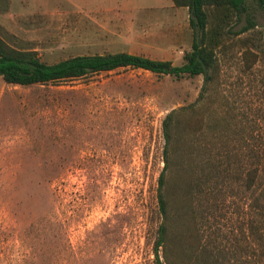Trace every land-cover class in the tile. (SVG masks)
I'll list each match as a JSON object with an SVG mask.
<instances>
[{"label": "rangeland", "instance_id": "obj_1", "mask_svg": "<svg viewBox=\"0 0 264 264\" xmlns=\"http://www.w3.org/2000/svg\"><path fill=\"white\" fill-rule=\"evenodd\" d=\"M167 1L0 0V36L47 61L128 50L180 64L189 12ZM246 1L217 49L206 129L213 153H237L204 231L236 264L264 261V11ZM202 83L131 66L32 84L0 76V264H155L162 119Z\"/></svg>", "mask_w": 264, "mask_h": 264}, {"label": "trees", "instance_id": "obj_2", "mask_svg": "<svg viewBox=\"0 0 264 264\" xmlns=\"http://www.w3.org/2000/svg\"><path fill=\"white\" fill-rule=\"evenodd\" d=\"M172 2L188 8L192 28L191 46L184 52L180 64L128 50L76 53L47 61L35 49L11 45L0 36V76L6 82L19 84L58 82L122 66L141 67L176 77L202 74L197 99L170 109L162 119L163 166L156 188L162 220L153 245L155 264H236L225 257V248L213 242L211 235L204 231L208 228L211 194L218 189V183L234 174L237 153L228 150L213 153L206 129L210 115L208 91L219 73L217 49L222 46L233 21L248 10L247 1ZM256 2L264 11V0ZM254 24L248 17L247 25L239 32ZM245 50L250 52V49ZM259 170L256 163V168L248 171V180L257 178ZM263 194L264 189L256 191V208L264 201ZM252 228L258 239L257 227L252 225ZM159 248L164 260L159 256ZM256 254L264 256V245ZM256 264H264V261H256Z\"/></svg>", "mask_w": 264, "mask_h": 264}, {"label": "crops", "instance_id": "obj_3", "mask_svg": "<svg viewBox=\"0 0 264 264\" xmlns=\"http://www.w3.org/2000/svg\"><path fill=\"white\" fill-rule=\"evenodd\" d=\"M119 1V0H118ZM123 2H125V3H127V4H131V3H134V0H122ZM167 3H168V5L171 7V6H173L174 7V4H173V2H172V0H171V2H169V1H167ZM160 4H158V5H142V6H140V7H149V6H155V7H157V6H159ZM135 7V6H134ZM113 8H115V7H113ZM112 8V9H113Z\"/></svg>", "mask_w": 264, "mask_h": 264}]
</instances>
